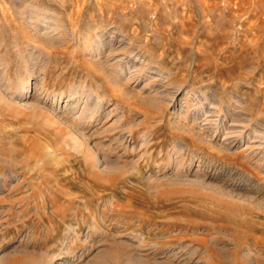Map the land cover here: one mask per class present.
Listing matches in <instances>:
<instances>
[{
	"label": "rangeland",
	"instance_id": "1",
	"mask_svg": "<svg viewBox=\"0 0 264 264\" xmlns=\"http://www.w3.org/2000/svg\"><path fill=\"white\" fill-rule=\"evenodd\" d=\"M0 264H264V0H0Z\"/></svg>",
	"mask_w": 264,
	"mask_h": 264
}]
</instances>
